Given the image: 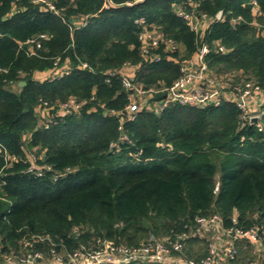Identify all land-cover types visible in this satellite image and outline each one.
<instances>
[{
  "label": "trees",
  "instance_id": "obj_1",
  "mask_svg": "<svg viewBox=\"0 0 264 264\" xmlns=\"http://www.w3.org/2000/svg\"><path fill=\"white\" fill-rule=\"evenodd\" d=\"M48 1L55 10L34 0H0V68L6 69L0 70V264L35 253L57 264L54 255L96 248L98 239L139 246L153 236L169 247L198 229L196 218L213 214L223 227H261L264 239V111L258 122L242 124L234 101L159 110L153 107L164 96L159 91L130 119L119 74L134 65L135 83L168 86L180 76L179 61L202 41L214 77L251 80L264 92V0ZM175 5L212 18L222 10L224 18L200 39ZM140 17L178 49L166 52L160 44L158 60H145ZM33 38L41 47L30 55L25 42ZM56 58L58 65L68 62L62 75L35 77ZM70 97L85 104L60 117L51 111L49 122L41 118L44 102ZM208 242L189 237L182 254L200 259ZM251 246L236 242L238 264Z\"/></svg>",
  "mask_w": 264,
  "mask_h": 264
},
{
  "label": "built area",
  "instance_id": "obj_2",
  "mask_svg": "<svg viewBox=\"0 0 264 264\" xmlns=\"http://www.w3.org/2000/svg\"><path fill=\"white\" fill-rule=\"evenodd\" d=\"M34 1L43 2L51 10H55L54 4L48 0ZM251 3L253 14H259L260 11H258L256 2L252 1ZM127 4H131V2H127ZM174 10L198 34L200 39H202L203 32L213 20H222L224 18L222 10H219L213 18L207 17L205 14L199 16L198 14L186 12L178 5L174 6ZM135 21L142 27L138 39L140 42V54L145 60H158L159 57L155 50L160 44H163V49L166 52H173L178 49L179 44L171 38H162L156 27L148 28L144 18L140 17ZM79 24H85V21L83 20ZM254 24L259 25L256 21ZM40 37L45 38L46 35L41 34ZM25 43L27 46L26 50L30 55L35 54V50L41 47V41L36 38L27 40ZM216 48L220 52L226 51L219 43L216 44ZM209 51V45L201 41L196 51L190 57L179 61L180 76L170 85L160 88H145L135 83L133 76L136 66H123L119 74L121 76V84L128 92V103L124 109L125 113L128 114V118H133L135 111L139 110L143 105L148 104V99L152 97L153 93L163 91V98L153 103L155 109L160 110L172 103L195 107L205 105L218 106L221 101L227 100L234 101L241 110L242 124L245 122H253V118H256V122H258L264 111V92L260 91L258 86L251 80L244 81L243 84H233L231 82V75L226 74L221 78L214 77L206 62V56ZM58 61L59 58H56L54 67L43 71L42 77L53 79L62 75L68 68V65L66 64L67 62L58 65ZM79 67H87V64L82 62L79 64ZM0 70L3 72L6 71L4 68H0ZM106 74L113 76L117 74V71L108 70ZM84 104L85 100L79 101L74 97H70L57 105L44 102L37 110L41 118L49 122L51 111L54 112L53 116L60 117L79 110ZM252 111H255L256 114H250ZM196 222L198 229L180 234L169 247L164 245L163 242L156 240L153 236H150L146 243L139 246L115 245L107 239H98V247L96 248H86L82 245L79 249L74 250L72 253H66L64 256L60 254L54 255V259L57 264H126L129 262L238 264L237 259L240 254L238 253L236 242L248 240L252 244L254 257L245 264H264V239L262 238L261 227H251L248 229H243L235 225L223 227L222 218L217 214L198 217L196 218ZM204 233H206L205 236L207 237L209 233L211 236V240L207 244L206 254L197 260L183 255L182 251L185 241L195 235L202 237ZM40 259L41 254L35 253L32 257L20 258L19 263H47Z\"/></svg>",
  "mask_w": 264,
  "mask_h": 264
},
{
  "label": "rangeland",
  "instance_id": "obj_3",
  "mask_svg": "<svg viewBox=\"0 0 264 264\" xmlns=\"http://www.w3.org/2000/svg\"><path fill=\"white\" fill-rule=\"evenodd\" d=\"M67 63H68V62H67ZM67 63H66V64H67ZM250 109H251V108H250ZM250 114L255 115L256 112H255V111H252V112H250ZM205 235H206V233H204V235H202V238H206V239H208V240L210 241V240H211V238H210V237H211V236H210V233H209V236H208V237L205 236ZM208 243H209V242H208ZM199 244H202V243H199ZM199 244H197V243L194 244V248H197V246H198ZM243 259H244V258H243ZM252 259H253V258H250V259H248V260H245V262H249V261H251ZM245 262H244V263H245ZM13 263H14V264H20L19 261L16 260V259L13 260ZM244 263H243V264H244ZM21 264H22V263H21Z\"/></svg>",
  "mask_w": 264,
  "mask_h": 264
},
{
  "label": "crops",
  "instance_id": "obj_4",
  "mask_svg": "<svg viewBox=\"0 0 264 264\" xmlns=\"http://www.w3.org/2000/svg\"><path fill=\"white\" fill-rule=\"evenodd\" d=\"M35 77H38V78H41L42 77V73H35ZM253 247L251 246L250 247V249L248 248L247 250L248 251H246V253L248 252V254L247 255H249V257H248V259H250V258H253L254 257V253H253V249H252ZM241 256V255H240ZM243 264V263H242Z\"/></svg>",
  "mask_w": 264,
  "mask_h": 264
},
{
  "label": "water",
  "instance_id": "obj_5",
  "mask_svg": "<svg viewBox=\"0 0 264 264\" xmlns=\"http://www.w3.org/2000/svg\"><path fill=\"white\" fill-rule=\"evenodd\" d=\"M19 85H24V81H20V82H19ZM252 121H253V122H256L257 119H256V118H253ZM39 264H47V263H39ZM68 264H72V263H68Z\"/></svg>",
  "mask_w": 264,
  "mask_h": 264
}]
</instances>
